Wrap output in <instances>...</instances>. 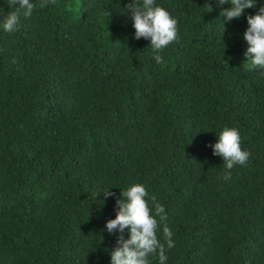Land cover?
<instances>
[{"label": "trees", "instance_id": "trees-1", "mask_svg": "<svg viewBox=\"0 0 264 264\" xmlns=\"http://www.w3.org/2000/svg\"><path fill=\"white\" fill-rule=\"evenodd\" d=\"M35 2L0 31V264H109L104 222L133 182L164 205L166 264H264V75L244 15L156 0L177 19L157 64L131 0ZM224 125L249 153L227 180L210 147Z\"/></svg>", "mask_w": 264, "mask_h": 264}, {"label": "clouds", "instance_id": "clouds-1", "mask_svg": "<svg viewBox=\"0 0 264 264\" xmlns=\"http://www.w3.org/2000/svg\"><path fill=\"white\" fill-rule=\"evenodd\" d=\"M206 2L208 11H211L212 5L208 0ZM13 3L16 5L14 10L0 14V31L5 33L16 31L20 16H30L37 6L35 0H13ZM45 3L46 0H40L39 7H44ZM225 3L229 6L220 8V17L227 22L244 15L247 27L242 34L246 42L243 56L253 69H259V74L264 75V3L257 8V0H216V7ZM249 8L256 10L252 14L245 13L244 10ZM122 9V14L131 16L134 38L147 40L154 61L161 64L163 57L160 50L177 38V19L156 0H131ZM215 137L210 147L213 155L222 158L223 178L227 180L231 176L229 170L234 165H243L249 153L241 147L240 132L234 126H222ZM108 189L99 191L105 199L113 195ZM114 211V217L107 219L103 227L110 234H119L115 245L108 250L109 264H152L153 258L156 264H166V249L175 245L173 232L166 223L164 205L148 196L144 184L133 182L120 189L119 197L115 198ZM158 231L162 239L157 235Z\"/></svg>", "mask_w": 264, "mask_h": 264}]
</instances>
